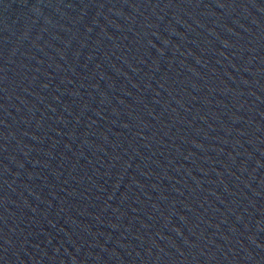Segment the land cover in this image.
<instances>
[{
  "label": "water",
  "instance_id": "95a60500",
  "mask_svg": "<svg viewBox=\"0 0 264 264\" xmlns=\"http://www.w3.org/2000/svg\"><path fill=\"white\" fill-rule=\"evenodd\" d=\"M0 264H264V0H0Z\"/></svg>",
  "mask_w": 264,
  "mask_h": 264
}]
</instances>
